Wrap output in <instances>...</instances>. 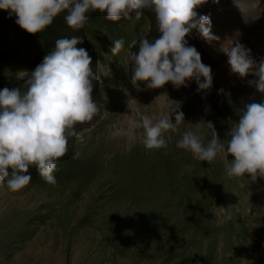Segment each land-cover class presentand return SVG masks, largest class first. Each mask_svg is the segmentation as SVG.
I'll list each match as a JSON object with an SVG mask.
<instances>
[{
    "label": "rangeland",
    "instance_id": "1",
    "mask_svg": "<svg viewBox=\"0 0 264 264\" xmlns=\"http://www.w3.org/2000/svg\"><path fill=\"white\" fill-rule=\"evenodd\" d=\"M198 12L210 17L219 37L208 41L198 30L186 37L212 69V87L199 93L195 80L179 88L133 83L132 42L158 35L151 11L118 22L97 11L78 31L68 27L64 13L29 34L0 10V90L22 86L57 39L83 36L78 47L92 57L98 77L93 97L100 105L93 121L76 126L83 141L70 139L55 185L34 167L31 182L18 192L0 183V264H264V178L227 179L225 164L233 157L209 164L176 146L188 130L207 144V121L227 140L239 121L235 109L264 102V94L248 84L256 78L233 74L222 51L238 41L254 60L264 59V0H207ZM120 38L124 47L113 56V40ZM177 109L185 121L165 133L167 148L146 149L139 127L130 136L116 135L141 115L159 118ZM171 119L175 123V113ZM39 239L46 241L41 249L57 251H34Z\"/></svg>",
    "mask_w": 264,
    "mask_h": 264
},
{
    "label": "clouds",
    "instance_id": "2",
    "mask_svg": "<svg viewBox=\"0 0 264 264\" xmlns=\"http://www.w3.org/2000/svg\"><path fill=\"white\" fill-rule=\"evenodd\" d=\"M207 0H0V10L14 15L16 23L29 34H37L51 26L61 14L74 31L85 28L90 13L100 12L112 22L139 20L146 10L154 14L158 33L153 39L141 36L133 41L130 53L133 83L145 82L149 89L162 88L169 82L175 87L187 86L195 80L197 92L209 90L213 84L212 69L202 62L199 51L190 46L186 37L198 30L208 41L218 40L212 33L209 16L198 9ZM219 3V0H213ZM83 36L63 37L43 58L35 70L26 74L20 87L0 90V183L11 192L24 189L32 180L30 169L49 184L57 183L54 172L58 162L69 149V141H83L76 131L78 124L89 123L100 112L93 97L95 81L89 52L78 45ZM125 41L113 40L111 53L119 55ZM233 74L249 80L264 94V59H253L251 49L238 41L222 47ZM203 78V79H201ZM223 93V89L220 90ZM231 103V100H229ZM207 110V109H206ZM239 116L221 140L214 124L207 121L211 139L205 144L191 130L185 131L177 147L189 151L195 159L211 164L218 157L233 159L225 164L227 179L250 176L255 182L264 178V102L246 103L235 109ZM175 113V123L171 115ZM185 121L178 109L161 114L159 118L141 115L139 123L130 122L128 128H118L116 135L127 137L136 127L143 129L142 143L148 150L167 148L165 133L176 132ZM79 153L74 159L79 158Z\"/></svg>",
    "mask_w": 264,
    "mask_h": 264
},
{
    "label": "bare ground",
    "instance_id": "3",
    "mask_svg": "<svg viewBox=\"0 0 264 264\" xmlns=\"http://www.w3.org/2000/svg\"><path fill=\"white\" fill-rule=\"evenodd\" d=\"M119 103V102H118ZM103 107H104V105H103ZM102 107V108H103ZM103 110V109H102ZM130 114V113H129ZM115 115V114H114ZM119 118H121V117H119ZM105 121V120H104ZM120 121V120H119ZM101 122H102V120H101ZM120 125H122V124H120ZM77 128V127H76ZM121 128V127H120ZM79 129V128H78ZM50 191V190H49ZM33 197V196H32ZM34 203V202H33ZM25 205H27V204H25ZM29 205V204H28ZM18 206V205H17ZM27 208H29V207H27ZM33 208V207H32ZM22 210V209H21ZM35 212H37L38 210L37 209H35L34 210ZM44 211V210H43ZM42 212V211H41ZM51 223V222H50ZM44 236V235H43ZM45 242L46 241H44V239H39L37 242H34L35 244H34V247H33V249H34V251L38 248V246H39V249H38V252H42L43 250H45V251H48V253H50V254H53V253H55L57 250H55V246H49V249L48 250H46V249H41L42 248V245H44L45 246ZM51 242V241H50ZM49 242V243H50ZM43 246V247H44ZM48 246V245H47ZM30 247V246H29ZM30 249H32V248H30ZM58 249V248H57ZM39 250H41V251H39ZM51 251V252H50ZM55 251V252H54ZM31 252V251H30ZM48 264V263H47Z\"/></svg>",
    "mask_w": 264,
    "mask_h": 264
}]
</instances>
